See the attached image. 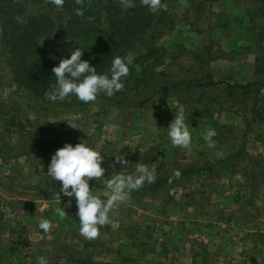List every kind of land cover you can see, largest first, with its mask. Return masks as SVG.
Masks as SVG:
<instances>
[{"label": "rangeland", "instance_id": "obj_1", "mask_svg": "<svg viewBox=\"0 0 264 264\" xmlns=\"http://www.w3.org/2000/svg\"><path fill=\"white\" fill-rule=\"evenodd\" d=\"M162 2L152 35L160 64L121 103L47 107L11 81L0 52V264L38 255L48 264H264V0ZM178 105L189 113L188 149L167 137ZM81 139L104 152L106 177L122 167L114 156L129 161L125 171L141 162L171 176L155 192L133 191L91 240L75 201L66 206L46 174L55 150ZM90 187L105 194L103 178Z\"/></svg>", "mask_w": 264, "mask_h": 264}, {"label": "trees", "instance_id": "obj_2", "mask_svg": "<svg viewBox=\"0 0 264 264\" xmlns=\"http://www.w3.org/2000/svg\"><path fill=\"white\" fill-rule=\"evenodd\" d=\"M134 4L124 9L117 0H83L81 4L65 0L63 7L57 8L52 0H0V52L11 81L52 109L82 105L86 103L74 95L57 102L45 98V91L55 83L53 66L70 54L62 48L63 43L71 44L73 50L76 46L84 50L82 59L90 60L98 72L106 71L114 56L132 52L135 59L123 78L124 88L111 97L98 95L114 103L124 102L128 88L146 86L162 52L152 36L155 13L140 0ZM76 8H84V15L77 16ZM170 178L157 177L138 191L155 192Z\"/></svg>", "mask_w": 264, "mask_h": 264}, {"label": "clouds", "instance_id": "obj_3", "mask_svg": "<svg viewBox=\"0 0 264 264\" xmlns=\"http://www.w3.org/2000/svg\"><path fill=\"white\" fill-rule=\"evenodd\" d=\"M65 0H52L57 8H62ZM149 12L155 13L166 9L167 5L162 0H140ZM77 4L83 0H76ZM134 0H121L124 9L134 7ZM77 16L84 15V8H76ZM84 50L76 46L69 49V55L59 58V63L54 65L52 73L55 83L45 91V98L52 102L63 101L66 97L74 95L77 100L88 103L95 101L99 94L111 97L124 88V79L128 76L130 66L134 63V54L128 52L123 56H114L106 71L98 72L96 65L88 59H82ZM189 113L184 105H178L174 112V118L170 121L167 129V137L174 146L188 149L192 143V129L187 119ZM217 135L216 129L208 127L202 138L209 148L215 144L213 137ZM97 146L81 139L78 143L65 142L51 155L46 174L52 180L59 181V193L66 197L65 204L70 207L75 201L76 216L79 220V233L86 239H95L100 232V227L112 224L109 213L119 203L130 199L134 190L140 189L145 183L151 184L157 178L156 168L146 163L136 162L132 171H125L129 161L115 157L114 163L122 167L119 171L105 176L103 166L104 155ZM175 175L179 176L177 171ZM92 178H103L105 194L98 195L96 188L90 187ZM60 216L65 215L62 207L58 210ZM52 226L50 219L42 217L38 227L47 234ZM36 264H48L44 255L36 257Z\"/></svg>", "mask_w": 264, "mask_h": 264}]
</instances>
